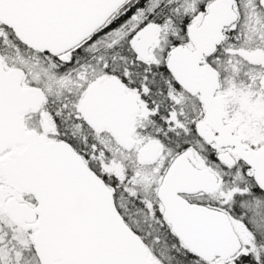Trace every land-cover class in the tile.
<instances>
[{"label":"snow or ice","instance_id":"1","mask_svg":"<svg viewBox=\"0 0 264 264\" xmlns=\"http://www.w3.org/2000/svg\"><path fill=\"white\" fill-rule=\"evenodd\" d=\"M0 264H264V0H0Z\"/></svg>","mask_w":264,"mask_h":264}]
</instances>
